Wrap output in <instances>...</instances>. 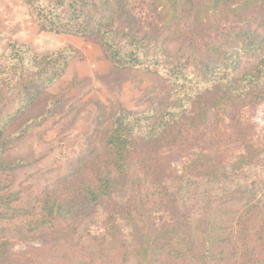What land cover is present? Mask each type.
Wrapping results in <instances>:
<instances>
[{
	"label": "trees",
	"instance_id": "1",
	"mask_svg": "<svg viewBox=\"0 0 264 264\" xmlns=\"http://www.w3.org/2000/svg\"><path fill=\"white\" fill-rule=\"evenodd\" d=\"M40 31L95 36L117 69L153 73L172 104L118 108L47 184L0 180V264H264V0H24ZM79 50L8 42L0 173L53 115L14 124Z\"/></svg>",
	"mask_w": 264,
	"mask_h": 264
},
{
	"label": "rangeland",
	"instance_id": "2",
	"mask_svg": "<svg viewBox=\"0 0 264 264\" xmlns=\"http://www.w3.org/2000/svg\"><path fill=\"white\" fill-rule=\"evenodd\" d=\"M41 32L42 36L31 44L38 52L72 46L79 54L64 76L13 126L15 130L22 121L44 112L50 100L57 101L51 108L53 115L33 123L29 134L11 150V159L29 164L12 175L0 173L1 182L12 190H19L23 182L35 184L41 180L45 185L53 171L68 172L70 163L87 149L89 136L98 123L99 105L108 117L121 107L145 112L155 104H172V85L143 70L115 68L95 36ZM2 46L0 40V51ZM253 120L259 129L264 126V105ZM260 178L259 182H264V174Z\"/></svg>",
	"mask_w": 264,
	"mask_h": 264
},
{
	"label": "crops",
	"instance_id": "3",
	"mask_svg": "<svg viewBox=\"0 0 264 264\" xmlns=\"http://www.w3.org/2000/svg\"><path fill=\"white\" fill-rule=\"evenodd\" d=\"M0 10V40L3 45L0 53L5 50L6 41L34 44L44 33L27 14L22 0H0Z\"/></svg>",
	"mask_w": 264,
	"mask_h": 264
}]
</instances>
